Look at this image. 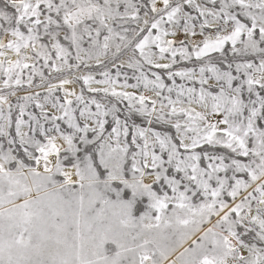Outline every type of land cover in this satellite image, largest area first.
<instances>
[{"label": "snow or ice", "instance_id": "6c2138e0", "mask_svg": "<svg viewBox=\"0 0 264 264\" xmlns=\"http://www.w3.org/2000/svg\"><path fill=\"white\" fill-rule=\"evenodd\" d=\"M0 264H264V0H0Z\"/></svg>", "mask_w": 264, "mask_h": 264}, {"label": "rangeland", "instance_id": "374dc122", "mask_svg": "<svg viewBox=\"0 0 264 264\" xmlns=\"http://www.w3.org/2000/svg\"><path fill=\"white\" fill-rule=\"evenodd\" d=\"M129 74H131V73H129ZM129 82H130V83H134L135 81L130 80ZM177 82L180 83L179 79H177ZM169 83H170V82H169Z\"/></svg>", "mask_w": 264, "mask_h": 264}]
</instances>
